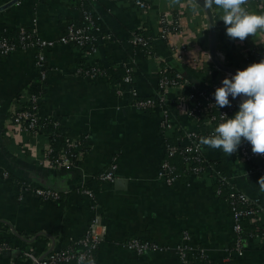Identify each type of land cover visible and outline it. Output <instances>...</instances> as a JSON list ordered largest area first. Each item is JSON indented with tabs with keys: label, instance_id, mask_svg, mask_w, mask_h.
Here are the masks:
<instances>
[{
	"label": "crops",
	"instance_id": "obj_1",
	"mask_svg": "<svg viewBox=\"0 0 264 264\" xmlns=\"http://www.w3.org/2000/svg\"><path fill=\"white\" fill-rule=\"evenodd\" d=\"M9 1L0 0V7ZM81 2L98 15L102 32L109 38L98 39L97 51L91 56L72 44L56 43L42 50L46 80L40 111L57 119L68 137L87 143L86 153L74 167L54 168L43 162L49 145L46 133L13 130L9 125L16 100L31 84L32 88L40 85L35 64L39 51L18 49L0 55V242L6 243L0 263L31 264L22 257L24 251L41 256L49 247L59 249L70 239L82 237L93 215L83 188L92 191L105 227L95 264H181L175 246L183 233L207 258L220 261L232 246L233 231L228 200L216 193V174L258 204L253 221L264 229L261 176L243 159L201 145L209 169L167 184L159 175L165 138L175 143L193 129L203 138L210 135L187 116L183 104L172 100L180 90L167 93L173 127L166 132L161 128L160 108L141 111L133 105L127 85L121 93L116 90L125 61L133 64L132 86L141 97L154 95L158 69L165 63L193 85L220 83L223 72L214 67L209 54L205 11L193 0H148L144 12L131 0H18L0 10V29L9 33L25 26L45 39H55L69 22L81 23ZM243 7L264 14V0H247ZM211 11L216 51L223 55V63L246 69L255 63L247 59L252 48H258L264 60V30L243 42L231 39L220 20L223 11L216 5ZM164 18L177 30L161 39ZM141 27L151 42L149 53L131 44ZM181 44L187 49L178 60L176 51ZM86 64H94L105 74L76 73L77 66ZM111 165H115L114 179L100 180L98 175ZM20 183L57 190L62 197L45 201L24 192L19 198ZM132 237L166 248L137 255L123 246ZM234 264H264V238L246 235Z\"/></svg>",
	"mask_w": 264,
	"mask_h": 264
},
{
	"label": "built area",
	"instance_id": "obj_2",
	"mask_svg": "<svg viewBox=\"0 0 264 264\" xmlns=\"http://www.w3.org/2000/svg\"><path fill=\"white\" fill-rule=\"evenodd\" d=\"M131 1L143 12L148 8V0ZM79 10L82 18L81 23L69 22L66 25L65 32L55 39H45L37 33L36 29L24 28L23 26H20L17 36L10 39L7 35L8 32L0 29V55H8L18 49L27 50L34 48L39 51L35 64L39 69L37 81L40 85L37 86L38 88H32L31 84L28 89H25L23 96L16 100V104L10 110L9 125L13 130H24L32 134L44 132L48 137L52 135L61 139L63 146L53 153V146L49 138V145L46 147L43 156V162L54 168H71L77 165L86 153L87 143L84 139H72L68 137L61 131L57 119H54L51 115L42 114L40 111V100L43 94L42 83L46 80V72L43 68L45 57L42 50L56 43L64 45L72 44L78 47L81 53L91 56L97 51L98 39L109 38V35L103 34L99 24V17L94 11L83 2H81ZM162 24L158 36L161 39L169 37L170 34L177 30L172 21L166 18L163 19ZM143 30V27L139 28L134 34L131 44L149 53L151 42L148 37L144 36ZM186 49L187 46L181 44L179 50L176 51V59H183ZM256 49L252 48L249 51V55H253L255 63H258L262 59L260 51H256ZM216 55L220 61L224 62L221 53L216 51ZM132 69V62L125 61L123 64V74L116 85V90L118 93H121L123 91L122 86L127 85L129 87L128 93L133 98V105L141 111L160 108L162 110L161 128L163 132L173 127L167 109L168 101L170 100L167 99V93L172 89L180 90L172 100L183 104L187 116L197 125L203 127L208 135H212L219 124L223 123L227 118H232L239 111V104L233 99H229L231 103L230 107L218 108L215 105L214 93L224 78L232 77L229 74L223 73L219 80L220 83L211 84L210 87H199L191 84L176 72L171 65L165 63L158 69L159 78L154 95L141 97L132 86L134 81ZM75 71L76 73L90 76L105 74L103 70L94 66V64L79 65ZM185 88L190 89L187 95L183 92ZM241 99L243 98L241 97ZM44 127H48V131L42 130ZM201 138H203V134L195 129L185 131L175 143H171L165 138L164 158L160 163L159 175L165 179L167 184H173L180 178L175 165L170 161L177 154L182 155L187 169L190 171L189 175H200L209 169L207 158L201 151ZM232 156L243 159L249 164L256 163L255 165L251 164L252 168L261 177H264V154H254L250 142L243 141L238 151L233 153ZM114 168L115 165H111V169L100 173L98 178L102 181H112L114 179L112 171ZM3 174L7 176L6 172ZM216 179L219 184L216 193L221 194L222 191L227 193L226 199L228 200L232 214L233 243L225 257L220 261H215L213 264H234L233 259L243 251V243L246 236L241 221L245 217H251L250 219L253 221V218L255 219L259 212V206L255 201L249 199L246 193L232 186L226 177L220 173L216 174ZM24 192H30L45 201H59L61 198V193L57 190L20 183L19 198H21ZM82 192L90 199V207L93 209V215L82 237L70 239L66 246L59 249L49 247L41 256L31 251H24L22 257L28 259L31 264H77V259L80 255L95 260V252L104 238L105 227L101 223L99 206L92 191L83 188ZM250 236L262 239L264 238V230L261 232L256 231ZM123 246L137 255L151 250H164L166 248L149 239L137 237L125 240ZM5 248L6 243L0 242V255ZM175 251L181 264H191L192 260L197 256L205 258L206 262L204 264H211L209 263L210 259L205 256L203 251L190 244V238L187 233H183L180 242L175 246ZM0 264H14V262L10 261Z\"/></svg>",
	"mask_w": 264,
	"mask_h": 264
},
{
	"label": "clouds",
	"instance_id": "obj_3",
	"mask_svg": "<svg viewBox=\"0 0 264 264\" xmlns=\"http://www.w3.org/2000/svg\"><path fill=\"white\" fill-rule=\"evenodd\" d=\"M246 4L247 0H204L205 8L216 5L223 11L220 20L227 26L226 35L241 42L258 30H264V14L249 12L243 7ZM230 95L233 99L243 98L239 111L219 124L212 135L201 138L200 144L232 155L243 141H247L254 154H264V60L238 70L231 78H224L222 87L214 93L215 105L230 107ZM258 184L264 188V177ZM77 264H95V260L80 255Z\"/></svg>",
	"mask_w": 264,
	"mask_h": 264
},
{
	"label": "trees",
	"instance_id": "obj_4",
	"mask_svg": "<svg viewBox=\"0 0 264 264\" xmlns=\"http://www.w3.org/2000/svg\"><path fill=\"white\" fill-rule=\"evenodd\" d=\"M23 27L24 28H28V27H25V26H23ZM19 28L20 27H18L16 29H14L13 31L9 32L7 34L8 38L12 39V38L16 37L18 32H19ZM256 51H259V49L257 48ZM248 61L249 62L250 61L251 62H255L253 55H249ZM189 91H190L189 88H185L184 89V94L187 95ZM145 111H150V110H145ZM42 130L48 131V127H44ZM49 138H50V141H51L52 146H53V153H55L59 148H61L63 146V141L61 139H59L58 137H53L52 135H50ZM170 161L173 163V165H175L176 171L179 174L180 178H186L185 176L189 175L190 171H188L187 165L185 164L184 159L182 158V155L177 154ZM251 164L255 165L256 163H251ZM218 186H219V184L217 183V187ZM222 193L227 197V193L225 191H222ZM61 197H62V193H61ZM250 218L251 217H245L241 221V225H242V228L244 230L245 235H251V234H253L256 231L261 232V231L264 230L262 227L261 228L259 227L257 221H255V222L254 221H250ZM205 262H206V260H205V258L203 256H197L195 259L192 260L191 264H204ZM209 263L213 264V263H215V261L210 260ZM233 263H234V259H233Z\"/></svg>",
	"mask_w": 264,
	"mask_h": 264
},
{
	"label": "water",
	"instance_id": "obj_5",
	"mask_svg": "<svg viewBox=\"0 0 264 264\" xmlns=\"http://www.w3.org/2000/svg\"><path fill=\"white\" fill-rule=\"evenodd\" d=\"M18 0H11L8 3L2 5L0 7V10H2L3 8L15 3ZM197 5H199L206 13L207 19H208V30H209V54L212 60L213 65L220 70L223 73L229 74L231 76H234L238 70H241L238 67H232L229 65H226L225 63H223L222 61H220L217 58L216 55V37H215V26H214V19H213V14L211 9H207L204 7V0H193ZM222 87V83L217 87ZM229 99H233L231 97V95L229 96ZM234 101H236L239 105L242 103V99L241 97H236L235 99H233Z\"/></svg>",
	"mask_w": 264,
	"mask_h": 264
}]
</instances>
